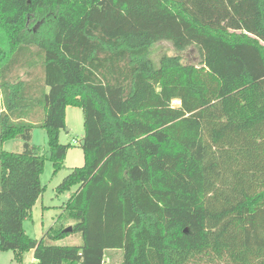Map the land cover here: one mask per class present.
Here are the masks:
<instances>
[{"label": "trees", "instance_id": "obj_1", "mask_svg": "<svg viewBox=\"0 0 264 264\" xmlns=\"http://www.w3.org/2000/svg\"><path fill=\"white\" fill-rule=\"evenodd\" d=\"M162 41L199 62L154 61ZM68 107L84 114V165L35 240L24 222L46 156L64 168ZM12 140L24 151L0 152V250L20 262L121 250V264H264V0H0V142ZM75 234L82 245L55 244Z\"/></svg>", "mask_w": 264, "mask_h": 264}, {"label": "rangeland", "instance_id": "obj_2", "mask_svg": "<svg viewBox=\"0 0 264 264\" xmlns=\"http://www.w3.org/2000/svg\"><path fill=\"white\" fill-rule=\"evenodd\" d=\"M179 56L184 64H197L200 60L197 50L190 47L183 52L177 51L168 41H162L155 45L152 50L154 61L158 62L161 56ZM24 72H20L22 78L27 81ZM174 107H179L180 102H173ZM66 128L60 132L59 141L63 145H68L69 150L64 163V168L57 174L54 172V166L49 156H46L44 172L41 176V183L45 191L38 200L32 211L31 219L24 222V229L32 239L40 240L44 234L52 228L59 216L63 213L64 204L71 198L77 190L73 188L70 192L59 193L58 187L64 179L76 168L84 165V153L81 148V142L84 138V114L80 108L68 107L66 110ZM31 145L40 147L43 153L49 151L48 135L44 129L37 128L33 131ZM22 153L24 143L21 140H12L4 144L0 142V152ZM1 181V165H0ZM73 225L72 222L69 223ZM81 235H70L68 238L56 242L59 246H79L82 245ZM123 261V251H107L105 264H121ZM0 264H38L33 257V253H25L22 262L15 258V253L11 251L0 250Z\"/></svg>", "mask_w": 264, "mask_h": 264}, {"label": "water", "instance_id": "obj_3", "mask_svg": "<svg viewBox=\"0 0 264 264\" xmlns=\"http://www.w3.org/2000/svg\"><path fill=\"white\" fill-rule=\"evenodd\" d=\"M85 145V140H82L81 142V146L83 147ZM72 231V227H69L65 230V232H71Z\"/></svg>", "mask_w": 264, "mask_h": 264}, {"label": "crops", "instance_id": "obj_4", "mask_svg": "<svg viewBox=\"0 0 264 264\" xmlns=\"http://www.w3.org/2000/svg\"><path fill=\"white\" fill-rule=\"evenodd\" d=\"M33 253V252H32Z\"/></svg>", "mask_w": 264, "mask_h": 264}]
</instances>
